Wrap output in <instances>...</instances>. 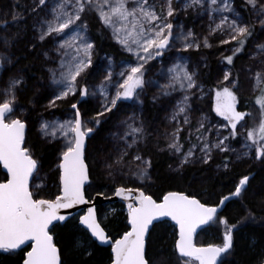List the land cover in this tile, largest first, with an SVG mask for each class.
Instances as JSON below:
<instances>
[{
	"label": "snow or ice",
	"instance_id": "1",
	"mask_svg": "<svg viewBox=\"0 0 264 264\" xmlns=\"http://www.w3.org/2000/svg\"><path fill=\"white\" fill-rule=\"evenodd\" d=\"M175 2L179 3V0ZM246 4L257 17L256 22L264 28V0H246ZM180 7L185 10L199 7L209 13L213 22L209 25L208 36L203 37L204 47L213 46L209 36L217 32L227 36L226 39H220L219 43L236 42L231 49L232 55L224 57L228 64H232L234 57L244 51L248 38L255 30L254 23L241 19L240 13L233 6V0H185ZM31 10L36 14L33 25L36 40L43 43L52 36L56 45L54 50L59 53L58 66L48 69L49 79L57 87L52 90L47 107H56V101L76 96L77 93L81 98L99 93L101 110L96 113V118L85 119L80 112L78 100L71 104L75 110L71 119L41 123L43 137H62V146L57 156V191L51 198H45L39 191L44 181L43 165L35 149L26 141L28 121L17 114V94L23 90L25 80L22 75L16 74L9 76L0 86V163L6 169V179L0 181V256H19V264H69L66 256L70 251L92 254L79 239H75L69 249H62L55 233L57 228L63 227L90 233V244L95 241L110 244V264H162L161 258L149 254L150 228L172 221L175 222L172 225L175 262L224 264L225 259L235 250L234 232L238 230L241 221L230 223L220 213L226 201L232 197H242L247 191L252 174L244 175L234 191L222 196L215 205L185 191H166L154 198L145 190V182L152 179L148 171L152 162L140 152L141 142L146 146L148 139L143 122L136 126L134 122L125 121L127 131L118 137L124 144H114L115 154L106 155L102 161L104 174L114 184L112 194L121 197L127 205L126 230L119 238L113 240L101 226L97 209L86 190V186H92L91 164L98 159L88 150V142L95 138L96 127L101 123L98 117L111 113L121 100L139 99L145 86L153 83L145 79L146 65L175 47L176 41L185 50L202 46L195 38V33L191 30L185 32L182 26L174 36L175 25L171 18L179 10L174 6V0H51V3L49 0H33ZM93 13L101 26L110 31L112 38L135 60L119 72V80L114 81L112 72L107 71L103 81L98 86L93 85L90 91L84 76L92 65L95 53V43L90 38L87 19ZM216 13L220 15L217 17ZM224 13H230L235 18ZM19 16L20 13L15 12L12 19L16 20ZM0 24L7 26L3 19H0ZM4 42H9L6 37ZM256 48L259 50L257 54L264 55V44H257ZM43 55L48 57L49 53L45 51ZM5 63V58H0V72L4 70ZM7 63H11V60L8 59ZM168 72L171 75L166 85L156 83L161 94L169 95L170 90H175L178 85L184 95L170 117V120L176 121V127L171 133L164 134L167 143L160 151L167 150L178 155V171L196 163L208 164L216 152H236L231 147V141L241 135L238 126L246 129L243 134L245 151L236 152L234 160L230 155L223 156L219 166L229 169L245 157L264 162V92L257 100L262 110L261 121L249 129L245 117L250 113L238 110L240 101L237 91L233 90L237 86L238 77L230 82V86L218 88L214 110L227 123L216 126L217 133L213 141L209 138L211 122L207 115L203 116L197 121L194 140L191 139L193 130L189 129V146L185 150L180 133L184 125L192 122L189 114L190 97L193 95L191 90L202 92L203 89L198 83L196 72L189 71L186 65L176 64ZM231 76L232 73L227 72L224 81H229ZM255 76L259 82L264 77V69L255 73ZM111 85L115 86L114 95L109 92ZM205 124H208L207 128ZM219 128H227L228 134L223 135ZM133 148L134 154L126 159ZM134 161L140 163L134 164ZM118 175L125 177V181L117 182ZM129 181L139 186L129 187ZM97 195L103 196L104 191ZM79 205L91 206L83 215L79 211L75 215L66 211L76 209ZM246 218L255 219L251 211L248 217L242 219ZM221 225L223 232L220 243L197 242L198 232H206ZM169 264H172L171 258ZM261 264H264V259H261Z\"/></svg>",
	"mask_w": 264,
	"mask_h": 264
},
{
	"label": "trees",
	"instance_id": "2",
	"mask_svg": "<svg viewBox=\"0 0 264 264\" xmlns=\"http://www.w3.org/2000/svg\"><path fill=\"white\" fill-rule=\"evenodd\" d=\"M32 2L33 0H0V19L4 18V21L7 22L11 39L10 56L12 58V65L0 73V77H2L0 78V84H3L9 76L16 74L23 76L25 85L23 90L17 94L16 105L25 110L23 118L28 121L26 141L30 147L35 149L36 156L39 157L43 169L51 171L57 160L58 149L57 147L45 145L35 132L37 119L48 95L45 87L46 75L43 69L45 44L35 41L31 27V16L34 15L30 14L28 17L33 6ZM14 12H19L20 16L13 23L12 16ZM88 19L90 20V34L95 43L98 56L104 54L116 58L124 57L121 50L109 40L100 23L94 18L89 17ZM33 44H36V47H33ZM206 54L208 63L201 76L211 84L216 74L218 61L215 53L208 51ZM244 59L245 54L242 53L241 55L239 53L234 57L231 65L237 68ZM79 107L87 118H96L98 111L92 102L82 100ZM128 108V105L120 103L111 113L98 117L101 123L96 127L95 138L88 142V150L98 157L97 161L91 164L93 172L92 186L87 187L90 198L100 191H108L114 187V185L109 186L105 181L100 169L99 159L100 156L114 155L112 143L107 139V135L115 122L128 111ZM163 111V109L153 108L150 103H147L146 122L149 127H153L154 133L158 131V136L162 133ZM157 137L154 135L148 146L143 148L144 153L152 162V179L146 184L145 190L152 194L154 198L160 197L166 191H185L196 195L202 201L215 205L222 196L229 195L230 192L234 191L235 186L244 175L252 174L250 175L247 191L243 193L242 197L228 201L220 213L221 216L228 218L230 223L241 221L238 230L234 232L235 250L232 255L225 259L224 264H261V259H264V162L260 160L254 162L244 161L233 164L231 168L224 170H216L213 164L186 166L182 172L175 173L171 171L173 160L169 153L159 151L160 140ZM57 172L52 173V178L56 181ZM4 179H6V175L0 168V181ZM118 182H124V180L119 179ZM127 186L137 187L135 183H127ZM109 187L110 189H108ZM41 195L45 198L53 196H49L47 193H41ZM108 207L113 208L114 211L105 218V221H102ZM249 211L255 219H242L248 217ZM97 213L100 223L113 240L119 238L122 232L126 230L127 212L122 203L99 206ZM222 232L221 226L210 228L199 234L197 242L200 244H218L221 242ZM55 236L62 249H69L73 241L79 239L82 241L83 247L89 248L92 253L87 255L81 251H70L66 256L69 264H110L111 247L100 246L97 242L90 244L88 233L60 227L56 229ZM173 243L172 225L169 223L156 224L151 231L149 254L161 258L162 264H169L170 258L172 264H178V262H175L172 252ZM19 260V256H0V264H19Z\"/></svg>",
	"mask_w": 264,
	"mask_h": 264
},
{
	"label": "rangeland",
	"instance_id": "3",
	"mask_svg": "<svg viewBox=\"0 0 264 264\" xmlns=\"http://www.w3.org/2000/svg\"><path fill=\"white\" fill-rule=\"evenodd\" d=\"M49 2L51 3V0H49ZM184 2L185 0H179V3H176L174 0V6L179 9L174 14V17L171 18L172 23L175 25L173 29L174 36L182 26L185 32L191 30L193 33H195V38H197L198 41L201 42L202 46L199 49L190 48L185 50L182 44L179 41H176L175 47L165 51L162 57L153 59L146 65L147 71L145 73V79L147 81H152L153 83L147 84L145 86V90L140 95L139 99L133 98L129 100H121L117 103V106L120 103H123L125 105H128L129 108L128 111L115 122V124L111 128V131L107 135V139L112 143V146L116 143H119L120 145L124 144V141L118 140V137L122 136L125 133V131H127V124L124 123L125 121H127L128 123L134 122L136 126H139L140 123L143 122L148 139L146 146L144 145L143 142H141L140 152L142 155L146 156V154L143 151V148L148 146V143L153 140L154 135L155 137L158 136L157 135L158 131L154 133L152 129L153 127L152 128L149 127L146 122L147 120L145 114L147 109V103H150V105L153 108L156 107L160 110L161 109L164 110L162 116L163 123L161 125L162 133L157 137V139L160 140L159 149L165 147L167 141L165 139L164 134L166 132L171 133V131L176 127V121L170 120V117L177 105V102L183 98L184 91L181 90L177 85L175 90H170L169 95H163L161 94L160 88L156 86V83L158 82L160 86L166 85L168 83V78L171 75V73L168 72V69L173 68L176 64L186 65L189 71L196 72L198 83L200 87L203 89L202 92L198 89L191 90L193 95H191L190 97L191 110L189 114L192 122L190 125H184L183 131H181L180 133L181 141L184 142L185 150L189 146V143L187 142L189 129L193 130L191 139L194 140L195 139L194 129L197 126V121L200 120L205 115L209 117V120L212 125L211 134L209 138L212 139L213 141L215 140L217 133L216 126L227 123L226 121H224V118L219 116L214 110L215 92L218 88H222L224 86H230V82L234 81V79L237 77H238V83L237 86L233 89L234 91H237L240 101L237 105V108L240 111H245L247 113H250L249 116L245 117L246 127L250 129L258 125L259 122L261 121L262 110L260 109L257 100L258 98L261 97L262 92H264V77H262L261 80L258 82L255 73L264 69V63H262V61H264V55L257 54L259 50L256 48L257 44H264V28H262L261 25L256 22L257 17L255 16L254 13L251 12L250 6H247L246 0H233V6L236 9V11L240 13L241 19H243L247 23L255 24V30L253 31L252 36L248 38V42L245 45L244 51L240 52L241 55L242 53L245 54V59L242 61V63L240 62L241 63L240 66L238 65L237 68H234L231 64H228L226 62L224 57L228 55H232L231 49L235 46L236 42L232 41L231 43H226V44L219 43L220 39H226L227 36L224 33L217 32L215 35L209 36V41L210 43H212L213 46L211 48L204 47L202 43L203 37L208 36L209 25L212 24L213 21L210 19L209 13L202 10L199 7H189L186 10L181 8L180 5L183 4ZM30 14L34 15L31 16L32 18L31 27L34 33V39L36 42H38L36 40V31L33 28V25L36 20V14L32 12V10L31 13L29 12L28 17L30 16ZM224 14L229 15L230 18H235L230 13H224ZM215 15L218 17L220 14L216 13ZM89 17L96 19L100 23L95 13L89 15L87 19ZM15 21L16 20H14L13 23ZM88 22L90 24L89 19ZM216 22H218V20ZM103 30L107 35V37L109 38V40L112 43H114L119 48V50H121V53L124 55V57L116 58L104 54L102 56H98V53L95 48V53L92 58V65L87 70V73L84 76V82L89 84L90 91L93 90L92 88L93 85L98 86L101 83V81H103L104 75L107 71L112 72V79L114 81L119 80L120 79L118 75L119 72L122 71L126 66H128L130 62H133L135 60V58L132 57L130 53L125 52L123 48L119 45V43L112 38L110 31H108L105 28H103ZM89 35L92 40L90 34V26H89ZM5 37L9 41L7 44H5L4 42ZM43 43L45 44L44 52L47 51L49 53L48 57H45L43 55V59H44L43 69L46 75L45 87L48 96H47V100L45 101V104L43 105V109L41 110L39 117L37 119L35 132L37 134V137L45 145L57 147L59 151V149L62 146V137L59 139H52L51 137L49 138L43 137L40 131L41 123L44 121H64L67 119H71L75 111L71 107V104L78 100L90 101L97 108V111H100L101 97L99 93H97L96 96L81 98L79 93H77L76 96H69L67 99L56 101V105H57L56 107H47L48 101L52 95V90L57 87L56 85L52 84L51 80L49 79L50 73L48 69L58 66L59 53H57L54 50L56 45L52 36H49ZM10 45H11V39L8 32V28L7 26L5 27L4 24H0V58H5L6 60L4 69H7L12 65V58L10 56ZM208 51L215 53L216 60L218 61L216 74L211 84L208 83L206 79L201 76L202 71L205 69L208 63V56L206 54ZM8 59L11 60V63H7ZM227 72H231L232 76L229 78V81H224L223 77ZM3 84H0V86H3ZM109 92L112 95L115 94L114 85L109 86ZM18 108L19 111L17 114L23 118V116L25 115V110L21 107ZM80 112L85 119H90L87 118L82 113L81 109ZM245 121H242V123H245ZM205 127L207 128L208 124H205ZM238 130L240 131L241 135H238L235 139L231 141V147L233 149H236V152H243L245 151L243 134L245 133L246 129L239 128L238 126ZM219 131L223 133V135L228 134L227 128H219ZM56 135L58 137L60 136L59 131H57ZM113 149L115 152L114 147ZM165 151L169 153L171 159L173 160L171 165L172 166L171 171L175 173H178L179 171L182 172L186 166L182 170L179 171L177 170V165L179 160L178 155H173L167 150ZM134 152H135V148H133L130 151L129 157L126 159H130L131 156L134 154ZM236 152H230V153L216 152L214 154L213 160L210 161L208 164H213L216 170H224L223 167L219 166L222 157L225 155H230L233 157L234 160ZM105 156H100L99 159L100 169L102 174L104 175V179L107 182V184L109 186H113L114 184L112 183V181L104 174L102 161ZM244 161L254 162L259 160L252 159L250 157H245L242 161L235 162L234 164ZM57 163L58 161L56 160L51 171H46L45 169H43L42 176L44 177V181H43V187L39 190L40 194L47 193V195L52 196L56 193L57 181L56 179L52 178V173L54 171H58ZM139 163H140L139 161H134V164H139ZM203 165H207V164H203ZM203 165L196 163L190 166H203ZM148 171L151 173V168H149ZM119 179L125 181V177L120 175L116 177L117 182ZM149 181L150 180L146 181L145 183L147 184ZM128 183H132V182L129 181ZM135 184L139 186L138 183ZM108 189H110V187ZM107 195L109 196L113 195L111 190L104 191V196L106 197ZM94 196L90 199L92 200ZM113 211H114L113 208L108 207L104 218H102V221H105V218L111 215ZM168 223L172 225L170 222ZM222 231H223V227H222Z\"/></svg>",
	"mask_w": 264,
	"mask_h": 264
},
{
	"label": "water",
	"instance_id": "4",
	"mask_svg": "<svg viewBox=\"0 0 264 264\" xmlns=\"http://www.w3.org/2000/svg\"><path fill=\"white\" fill-rule=\"evenodd\" d=\"M0 168H1L2 172H3L4 174H6V169L3 168L2 163H0ZM87 187H88V186H86V190H87ZM235 198H237V197H232L230 200L235 199ZM230 200H229V201H230ZM91 202H92V204L95 205L96 209H97L99 206H102V205H105V204L122 203V204L125 206L126 211H127V205H126V202L123 201V199H122L121 197H117V196H115V195H112V196H109V197L100 196V195H95L94 198L91 200ZM227 202H228V201H226L225 204H226ZM89 206H91V205H79V206H77L76 209L66 210V211H71V212H73L74 215H75L78 211H79V214H81V213L84 214V212L87 210V208H88ZM80 210H83V211H80ZM222 210H223V209H222ZM222 210H221V211H222ZM83 214H81V215H83ZM97 216H98V213H97ZM98 219H99V217H98ZM169 222H170L172 225H174V223H175V222H172V221H169ZM154 223H155V222H154ZM101 226H102V224H101ZM102 227H103V226H102ZM151 231H152V228H150V233H151ZM106 232H107V231H106ZM200 233H201V232H198V236H199ZM88 234H89V236H90V233H88ZM198 236H197V237H198ZM92 239L95 241V238H92ZM95 242H97L100 246H103V247H111L110 244H100L99 241H95Z\"/></svg>",
	"mask_w": 264,
	"mask_h": 264
}]
</instances>
